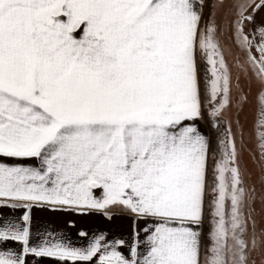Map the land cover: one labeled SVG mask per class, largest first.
I'll list each match as a JSON object with an SVG mask.
<instances>
[{"label": "snow or ice", "instance_id": "snow-or-ice-1", "mask_svg": "<svg viewBox=\"0 0 264 264\" xmlns=\"http://www.w3.org/2000/svg\"><path fill=\"white\" fill-rule=\"evenodd\" d=\"M206 3L0 0V264H264L257 188L230 127L212 156L232 77ZM229 9L264 129V0ZM34 209L95 213L128 234L73 247L34 233Z\"/></svg>", "mask_w": 264, "mask_h": 264}, {"label": "crops", "instance_id": "crops-1", "mask_svg": "<svg viewBox=\"0 0 264 264\" xmlns=\"http://www.w3.org/2000/svg\"><path fill=\"white\" fill-rule=\"evenodd\" d=\"M234 0H225L224 6L221 8H216L213 11L212 5L216 3V0H207L206 6L204 8L205 19L208 18L210 12L215 15L216 24L218 27L217 37L221 38V45L229 47L231 50L237 49L238 47L233 42L232 33L230 29V22L232 20V10L229 9V4L233 3ZM260 15H264L261 13ZM260 16H257V21H259ZM255 54V53H254ZM202 62V61H201ZM204 71V70H203ZM205 75V72L203 73ZM202 75V70L200 67V76ZM229 122H225L220 119L217 121L218 127L212 132L213 142L216 141L217 149L215 152V160H219L221 157V151L219 142L224 139V129L231 128L232 134L235 139L236 149L239 153L241 170L250 177L249 184H255L257 188V195L255 200L256 204L259 205L257 208V216L260 215V204H261V193L259 190V179H260V169H259V149H258V139L254 135L253 129V119L242 121L236 119L228 125ZM250 127V128H249ZM202 131L207 132V128L202 126ZM19 215V213H18ZM45 229L53 232L57 236L63 238L65 243H68L73 247H86L89 241L94 237V235H99L103 232L108 236L109 240L112 235H123L127 237L128 230L127 226L122 232L112 231V225H110L104 217L98 214H86L80 215L71 212H59L51 213L47 210H33V220H32V230L34 233L39 230L43 232ZM84 231L88 233V236L82 237L79 232ZM206 231V224H205ZM111 232V235H109ZM125 255L127 254L126 249L121 250ZM31 264H36V261L30 258ZM40 264H57L56 261L51 259H43ZM70 264V262H69Z\"/></svg>", "mask_w": 264, "mask_h": 264}, {"label": "rangeland", "instance_id": "rangeland-1", "mask_svg": "<svg viewBox=\"0 0 264 264\" xmlns=\"http://www.w3.org/2000/svg\"><path fill=\"white\" fill-rule=\"evenodd\" d=\"M221 46L223 48L224 58L226 60L227 66L231 72V77H232V106L224 113L221 119L224 120L225 122H229L228 125H230V123L236 119L246 121L252 118L254 124H253V129L251 130L254 131L255 137L256 139H258V133L264 132V129H260L257 127L258 112H259V105H258L259 87L251 79L250 74L249 76H245L242 70L237 66L238 61L242 63L244 60V55L240 51V49L234 48V50H231L229 47H226L224 45ZM200 67L202 70V75H201L202 88H204L206 87V81L209 78L207 73L208 65L206 61H202ZM204 72L205 75L203 74ZM241 95L247 97L245 103L239 102ZM227 129H224V132ZM232 130L233 129H231V131ZM216 149H217V145L214 139L213 152H212V155L214 157H215ZM258 206L259 205L256 204V209H255L256 213ZM259 213L260 215L257 216V222L258 224H264V217L261 216V209ZM210 224H211V220L208 219L206 221V231Z\"/></svg>", "mask_w": 264, "mask_h": 264}]
</instances>
